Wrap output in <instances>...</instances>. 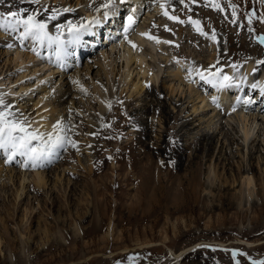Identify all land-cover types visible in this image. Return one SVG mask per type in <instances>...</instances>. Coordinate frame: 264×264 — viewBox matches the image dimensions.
I'll return each mask as SVG.
<instances>
[{
    "label": "rangeland",
    "instance_id": "374dc122",
    "mask_svg": "<svg viewBox=\"0 0 264 264\" xmlns=\"http://www.w3.org/2000/svg\"><path fill=\"white\" fill-rule=\"evenodd\" d=\"M19 1L0 0V24L12 19L8 15L10 12H20L26 18L32 12L40 13L46 6L49 9L47 16L52 10L62 13L57 23L36 18L47 22V30L52 36L57 35L58 26L67 25L69 21L74 25L83 22L85 27L93 29L82 36L80 44L67 45L60 57L56 44L49 46L46 41L41 45L31 38L21 40L18 37L22 28L14 31L0 27V33H4L8 42H0V99L4 101L0 111L7 109L17 118L30 121L32 129L63 136L68 141L51 161L35 168L26 158L18 155L9 162L4 151L0 150V264H166L169 263L170 250L179 252L198 243L226 244L238 239L253 244L264 243L262 222L251 224L238 221L257 216L264 220V212H237L235 209L205 211L204 206L216 207L219 202L222 203V198L229 197L218 191L212 194L202 191L198 203L192 199L188 200L189 203L185 202L188 196H183L182 192L172 194L166 191L152 197L153 186L149 181L156 179L153 170L145 167L149 159L139 164L136 159L145 157L142 154L147 151L155 160L154 152L164 140L166 149L163 152H169L173 141L172 135L167 136V132L178 128V124L167 122L159 111L157 98L150 93L153 88L159 99L168 103L175 117L193 122L192 129L184 138L186 141L193 143L201 132H213L215 127L220 129L222 126H225L226 133L233 132L239 139L240 134L236 135L227 125L231 121L236 128L237 120H230L234 116L227 115V109L221 107L229 103L233 96L235 103L239 104L235 108L237 111L241 110L240 106L245 108L250 104V99H258V91H253L250 83L255 82L252 74L258 70L264 72V44L258 39L264 37V0H112L107 8L104 5L109 0H31L29 9L27 4ZM136 3L139 5L137 8ZM131 4L135 6L134 11ZM109 8H113L111 12L121 11L120 18L108 15ZM142 15L144 18L140 23ZM128 16L133 17L136 21L133 24L137 27L128 35L122 34L119 42H113L115 37L109 45H105L93 37L98 36L94 34L96 31L108 29V26H103L105 17L110 23L122 27L123 31L129 29ZM149 36L159 39L162 47L152 49L145 45L152 41ZM63 38L67 39L66 30ZM139 38L145 44L136 45ZM133 50L142 56L145 70L143 66L128 63V52L136 55ZM8 51L9 55L6 54ZM19 51L25 66L14 60ZM162 53L170 56L169 63H164ZM28 54L34 59H28ZM213 55L215 59L212 60ZM177 61L186 64L183 71L185 78L194 73L192 78L189 77L190 84L196 83L195 89L201 95L206 94L207 101H212L213 105L205 111L193 114L192 107L198 101L192 103L194 95L185 99L187 87H182L183 96L175 94L172 97L166 89L159 90L165 84L167 88L171 84V87L178 85L167 70L173 65V71ZM221 61H226V64L222 62L221 67L216 68ZM247 62H254L255 67L250 76L244 77L243 67ZM100 69L104 79L96 75ZM143 71L146 75L142 74ZM229 71L232 73L228 85L242 89L243 96L238 90L230 89L228 96L216 105L218 99H215L216 103L213 100V85L209 86L210 83L202 80L200 75L222 77ZM24 72L27 77L18 80ZM239 74L242 81H236ZM141 81L145 83L144 90L136 96L132 83ZM95 84L106 85L109 99L104 108L100 107L101 94ZM21 87L25 90L21 91ZM246 99L250 102H243ZM127 101L129 103L125 105ZM258 101L260 104L261 101ZM147 105H151L152 110L144 117L148 132H145L147 137L141 139L143 124L139 123L140 118L132 119L131 112H139ZM218 111L222 112L223 118L216 119L218 122L211 129L213 126L209 122L213 117L210 116ZM104 115L108 116V120H103ZM257 117L260 131L256 136L264 149V115ZM208 118L210 120L207 121ZM38 119L45 120L49 127H39ZM102 122H106L105 133L110 137L96 134ZM58 123L63 125L62 132L54 131ZM219 139L224 141L223 136ZM141 140L145 141L144 147L139 143ZM133 147L137 150L134 158L130 156ZM157 154L161 155V152ZM157 154L158 159L167 161L166 169L163 168L160 175L165 176L159 180L163 182V187L172 176V163L169 155L167 160ZM261 161L257 178L264 179V160ZM214 168L211 166L209 169L216 172L218 179L215 182L225 185L228 176L225 177L223 170ZM38 175L44 176L47 182L39 193L35 189ZM24 177L25 191L19 199L17 191ZM202 180L206 184L207 177L203 175ZM228 182L232 183V178ZM259 197L256 198L257 204H260ZM133 202H138V205ZM219 217L225 218L223 222L218 221ZM241 226L244 228L239 231ZM44 231H48L49 237ZM260 261H264V244L252 249L238 245H202L184 257L180 264H254Z\"/></svg>",
    "mask_w": 264,
    "mask_h": 264
},
{
    "label": "bare ground",
    "instance_id": "6f19581e",
    "mask_svg": "<svg viewBox=\"0 0 264 264\" xmlns=\"http://www.w3.org/2000/svg\"><path fill=\"white\" fill-rule=\"evenodd\" d=\"M20 1H19V3L27 4L28 5V9L31 7L30 5H32L31 0H20ZM133 4H131V5H133ZM137 5L138 4L136 3V8H137ZM134 7L135 6L133 5V9H132L133 11L135 10ZM138 7H139V5H138ZM111 10H113V8H109L107 10L108 15H112L113 14V18L114 17L120 18L119 14H120L121 11L111 12ZM47 11H49V9H47V7L45 6V8H43V10L40 13L37 14L36 18L37 19L38 18L47 19V20H51L52 22L57 23L58 20L60 19V17L62 16V13H60V12H59V14H57V12H58L57 10H52L51 15L49 14L47 16ZM54 15L56 16V18L52 19V17ZM143 18H144V15H142L140 23H142ZM106 19H107L106 17L103 18V21H105V24H103V26H108V29L107 30L101 29L100 31H96L94 34L95 35L98 34V36H93L100 43H104L105 45H109V43L111 42L112 38H115V37H116V39L113 42L114 43L119 42V40L123 37L122 34H126L127 33L126 35H128V34L134 32V29L137 27V26H135V24H133V23L130 24L129 22H127L131 27H129V29L123 31L122 27H119V26H117V25H115L113 23H110ZM94 20H96V19H94ZM49 23H51V22H49ZM114 28H115V30H114ZM92 29L93 28L89 29V31L92 30ZM10 30H12V29L10 28ZM118 33H120V34L117 35ZM3 34L0 33V42H3V43L7 44L8 42L5 40V37H4L5 35L3 36ZM137 40H139V44H136V45L145 44L144 41L141 40L140 38L136 39V41ZM148 42H149L150 45L147 44V43L145 45L151 46L152 49H156L157 47H159V48L162 47L161 46L162 45L161 41L159 39H152V41H148ZM55 48H57V51L60 54V57H62L63 56V50H61L58 46L55 47ZM254 49L255 48H253V51H254ZM130 51H131V49H130ZM130 51L128 52L130 54L128 63L130 64V63L133 62L137 66L139 65L140 67H142L143 66L142 65V61H143L142 60L143 59L142 56L141 55L140 56L137 55V53L134 50H133V52L136 53V55L135 54L133 55ZM5 53L6 52H4V54ZM164 53H162L163 55L161 57L165 58V59H163L164 63H165V62H168L170 60V56L169 55H165ZM2 54H3V52H2ZM6 54L9 55V51ZM28 55L27 56L25 55L26 57H28V59H31V60L34 59V57L31 56V58H30V55L29 56ZM23 58L24 57L22 55V52L19 51L15 55L14 60H15L16 63L18 62L19 65L20 64L21 65L24 64V66H25V61H24ZM211 59L212 60L215 59V56L213 55ZM177 62H178L177 65H174L175 69L173 71H171L173 65L168 67L167 70L170 71V74H172V75H169V76H172L173 78H175V80L178 82V85L177 86L173 85V87H171V85H172L171 84L170 87L167 88L165 86L166 85L165 84V85H162L163 88L160 87L161 89H159V90L162 91L163 89H166L167 91L170 92L172 97L175 94L177 96H178V94L183 96L184 89L182 87H187L188 89H187V91L185 93L186 94L185 99H187V98L190 99L191 96L194 95L193 98H191V99H194L193 101L191 100L192 103L198 101V103L197 104L195 103L194 106L192 107L193 114H197L198 112H200L202 110L205 111V109H207L208 107L213 105V104H211L212 101H207V95L204 94V93H203L204 95H201L200 92L195 89V84L196 83L194 85L190 84V80H191L190 78H192V75L194 73H190L185 78V75L183 74V71L186 68V64L181 62V61H177ZM222 62H224L226 64V61H221L220 63H218L216 68L218 66L221 67V63ZM128 63H126V64H128ZM213 63H215V62H213ZM145 67H144L143 70H145ZM254 67H255V63L254 62H247L246 66L243 67L244 68V72H245V74H244L245 76L244 77L250 76L249 74L252 72V69H254ZM126 68H128V67H126ZM24 71H25V69H24ZM107 73L108 72L105 71L106 75H107ZM231 73L232 72L229 71V73H227L226 76L229 77L231 75ZM142 74L143 75L145 74L144 71H143ZM96 75L98 77L102 78L101 69H100V71L97 72ZM143 75H141V76H143ZM25 76H26V74L24 72V74H22L18 78V80L24 79ZM215 76L219 77L217 75H215ZM251 76H254V81L255 82L254 83H250V87L252 88L253 91L255 89H257V91H258V96H257L258 99H257V101H253L252 99H250V101H252L253 104L251 102L250 104L245 106V108L240 106L241 107L240 111L235 110V108L237 109L239 104L235 103L234 96H233V98L230 99V102L227 103L224 107L221 105L222 109L223 108L227 109V112H228L227 115H233L234 116V117H231L230 120H232V121L235 120V119L237 120L238 125H237L236 128L233 126L232 123H230L231 121H229V123L227 122V125L231 127V131L233 130V131L236 132V135L239 136V134H240L239 139H236V136H235V134H233V132L229 131L230 133L229 132L226 133L227 130L225 131V126H222V128H220V129L215 127L213 132H211V131L201 132L202 134H199L197 137L194 138V142L193 143H190L188 140L186 141L185 140L186 139L185 136L187 135V133L189 134L190 130L192 129L191 127L193 125V122L191 120H185L183 118L180 119L178 116L175 117L173 115V113L170 111L171 109H169V107L167 106L168 103L166 104L164 101H162V99H159V97L157 96L156 90L153 88V90L150 93L152 94V96L157 98V102L159 104V111L161 112L162 115H164L166 117V121L167 122L170 123V122L173 121V123L178 124V128L174 129L173 130L174 132L173 131L171 132L169 130L167 132V136H168V134L172 135V141H173L172 145L169 148L170 151L169 152L167 151L168 153L167 152H163L166 149V141L164 140L163 145H161V147L159 149H157L158 150L157 152H161V155L157 154V152L153 151L154 155H155V160L152 158V154L148 153L147 151H145L142 154L144 156L146 155L145 157H142V158L137 157L136 158L138 164H139V162H141L144 159H146V160L149 159V161L146 163L145 167L150 169L151 171L153 170L154 176H155V179H156V181H151V179L149 181V183L150 182L154 183V185L152 183H150L153 186L151 188L152 189L151 190L152 197H153V195L163 194L166 191H169V193H172V194L173 193H175V194L179 193L180 194L182 192V194H184L183 196H185V194H187V196H188V197H186V200H184L185 202H188L189 199H192V200L197 202V201H200L199 194L202 191L203 192L204 191H208L210 194L214 193L215 191H218L219 194H224V195L229 196V197H226L225 199L222 198V203L219 202L218 206H216V207L215 206H212V207L209 206L210 208H208V207H205L204 204H203L202 207L204 206L203 209H205V211L206 210H209V211L220 210L222 212L223 211L226 212V211H230L232 209H235L237 212H240V210L241 211H248V213L249 212L253 213V211H255V210H257L259 212H264V179L263 178H257V176H259L257 174H259V169L261 168L260 167V164H261L260 161L264 160V158H263V156H264L263 150L264 149L262 148V144L260 143L261 141L258 140L257 136H256L257 133L260 131V129H258V124H257V119H258L257 115H264V104H263L264 102L262 103V101H263L262 98L264 96V72H262L261 70H258L254 74H252ZM240 77H241V74L236 75V81H242V79ZM138 78H140V77H138ZM238 78H240L241 80L238 79ZM102 79H104V78H102ZM77 82H79V81H77ZM139 83H141V85L138 86ZM143 83H144V81H143ZM143 83H142V81L138 82V83H135V82L132 83V86H134L133 87V89H134L133 92L134 93L136 92V96L139 95L140 92L144 90ZM184 83H186V86H183V85H185ZM224 83L228 84L229 82L228 81H224ZM243 83H245L244 80H243ZM144 85H145V83H144ZM208 85L209 86L213 85L215 99H218L217 103L215 102L216 105L217 104L220 105L219 103L222 101V99H225L228 96L227 93H228V91L230 89L238 90L241 95L243 94V90L242 89H238V87H236L235 85H233V86L230 85V87H223V88L214 86V84H212V83H210ZM105 86H103V84H102V86H100L98 84L94 85L96 90L101 94V98L99 99L101 108H104V106H106V104L108 102V99H109V97H107V95H106L107 92L105 91L106 90ZM21 89H22V87H21ZM23 90H25V88H23L21 91H23ZM187 93H189V94H187ZM156 98H155V101H156ZM258 100L261 101L260 104L258 103L259 102ZM250 101L248 99H246L243 102L249 103ZM105 102H106V104H105ZM128 103H129V101H127L125 105H127ZM174 103H175V101H174ZM254 104L256 106H253ZM150 106L147 105V106L141 108L140 111H139L141 113H139L137 110H134V111L131 112L132 113V115H131L132 119L140 118L141 121H139V123L143 124L144 130L141 131V133L144 132V135L141 136V139H142L143 136L147 137L145 132H148V128H146V123H145V118L144 117L147 115V113L151 112L152 109H151ZM169 106H171V105H169ZM213 107H216V106L214 105ZM152 108H154V107H152ZM46 109H47V107H46ZM233 110H234V112L232 114L231 111H233ZM245 111H246V113H245ZM250 112H253V114H249ZM214 116L213 115L210 116V118L213 117V118H211V121L209 122L213 126V127H211V129L214 128V126L217 124V122H218L217 120H219L220 118H223L221 111H218L217 114L214 115ZM107 117H108L107 115H104L103 116V118H104L103 120H105V121L108 120ZM205 120H206V118H205ZM208 120H210V119L208 118L207 121ZM215 120H216V122H214ZM38 122H39L38 123L39 127H42V128L44 127L46 129L49 127V124H47L45 120L38 119ZM106 125H107L106 122H102V124L98 127L99 129L97 130L96 134L108 136L105 133V131L107 129ZM222 125H223V123H222ZM52 130H53V128H52ZM262 131L264 132V128L262 129ZM220 136H223V139H224L223 142L220 141V139H219ZM108 137H110V136H108ZM139 143L143 147L145 146L144 145L145 141L141 140ZM189 151L191 152L190 154L188 153ZM135 153H137V150H136V147H133L130 150V156L132 158H134L136 156ZM156 154L158 156H160V158H166L169 155L170 159H171V163H172V168L170 169L172 176H170L168 178L169 183L167 182V185L166 186L163 185V187L161 186V183H163V182H160L159 180L162 177L160 175L162 174V169L166 167L165 164H166L167 161H164L165 159L164 160L158 159L159 157H156ZM140 155L141 154H139V156ZM149 155H151V156H149ZM150 159H151V162H150ZM167 160H169V159H167ZM204 163H206V164L204 165ZM207 166H209V168H211V166L213 168L215 167L214 170H216V169L223 170L224 174L226 175L225 177L228 176V178H226V184L225 185H218L215 182L218 179V177L216 175V172L214 173ZM206 167H207V169H205ZM205 174H207V175H205ZM150 175H153V173L150 174ZM203 175L207 177L206 184H205V182L204 183L202 182L203 181L202 180ZM43 177L38 175L36 181L34 180L35 181V186H36L35 189H36L37 193H39V191H41V188L43 189L47 185V182L44 180L45 178H43ZM138 177H139V175H138ZM166 177H167V174H166ZM229 178H232V183L228 182ZM141 179L142 178H140V180ZM179 179H180V181H179ZM257 181H259V182H257ZM145 183L146 182H144V184ZM25 184H26V177H24L23 180L20 182V187H19L20 190L17 191V197H19V199L22 196V194H24ZM144 189H143V191H144ZM234 190H237V191H234ZM232 191H234V192H232ZM257 197L260 198V204H257V202H258V201H256ZM185 202H184V204H185ZM133 203L135 204L136 202H133ZM191 204L193 205V203H191ZM257 206H258V208H257ZM223 219H225V218H223ZM223 219H222V217H219L218 221L219 222H223ZM238 221L242 222V223L244 221H248L251 224H258V223L262 222L264 224V220H263V218L261 216L251 217V218H249V220H246V218H242V219H238ZM243 228L244 227L241 226L240 227L241 230H239V231H242ZM44 233H45L46 237H49L50 234H48V231H44ZM261 244H264V243L253 244V243L241 240V239H238L235 242L232 241V242L226 243V244H221V243H216V242H214V243L212 242L211 244L198 243V244H195L194 246L185 248V249H183V250H181L179 252H175V251L170 250L169 251V259H168L169 263H166V264H180L181 260L184 257H186L191 252L195 251L196 249L202 247V245L217 246V247H223V246L226 247V246H229V245H238V246H245V247H248V248L252 249L253 247L259 246ZM149 247H153V246H147L146 248H149ZM233 257L236 259V257L234 255H233ZM147 264H152V263H147Z\"/></svg>",
    "mask_w": 264,
    "mask_h": 264
},
{
    "label": "snow or ice",
    "instance_id": "6c2138e0",
    "mask_svg": "<svg viewBox=\"0 0 264 264\" xmlns=\"http://www.w3.org/2000/svg\"><path fill=\"white\" fill-rule=\"evenodd\" d=\"M111 2L112 0H109V3H106L104 7L107 8ZM233 8H235L234 5ZM65 11H70V9H65ZM8 15L12 19L6 21L4 24H0V27H8L14 31H18L22 28L23 30L20 31L18 37L19 39L27 40L31 38L41 45L47 41L49 46L56 44L61 50H65L67 45L80 44L82 36L89 31V29L83 25V22H81L80 25H74L69 21L67 25L58 26L57 35L52 36L47 30V22L36 19L37 13H32L26 18L23 17L20 12H10ZM105 15H107V13H105ZM165 15H167V12H165ZM233 15H236L235 11H233ZM55 18L56 16L54 15L52 19ZM169 18L177 19L175 17ZM128 20L130 24L134 23L133 17L129 16ZM180 22L183 23V21ZM191 23L198 24L199 21H191ZM249 23H251V18H249ZM65 30L67 31V39L63 38ZM202 34L206 35V33ZM149 38L155 39L151 36H149ZM258 39L261 44H264V37ZM9 47H11V45H9ZM200 78L202 80H207L208 83H212L217 87L223 88L230 86L224 83V81L230 80L228 76H213L212 78H208L201 73ZM213 100L215 102V98H213ZM3 104L4 101L0 99V105ZM22 115L23 114H21V116ZM9 117L12 118L9 119ZM54 131L62 132L63 125L58 123L54 126ZM67 142L68 141L63 136L53 135L52 133L44 134L38 129H32L30 121L17 118L15 113L9 112L7 109L5 111H0V150L4 151L9 162L18 155L26 158L32 167H41L46 161H51L52 158L58 154L59 149L65 147ZM73 147H75L74 142ZM254 264H264V261L254 262Z\"/></svg>",
    "mask_w": 264,
    "mask_h": 264
}]
</instances>
